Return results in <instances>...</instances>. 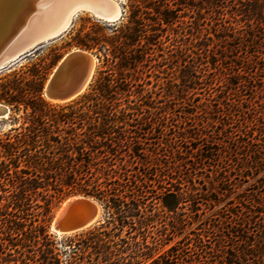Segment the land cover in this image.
<instances>
[{"label": "rangeland", "instance_id": "1", "mask_svg": "<svg viewBox=\"0 0 264 264\" xmlns=\"http://www.w3.org/2000/svg\"><path fill=\"white\" fill-rule=\"evenodd\" d=\"M116 1L122 10L119 23L127 25L135 2L137 16L146 24L140 45L127 50L133 60L122 68L118 60L115 66H103L96 49L87 51L97 62L86 91L68 102L49 101L44 87L63 57L73 50H83L77 47L79 39L103 34L106 39L119 41V33L114 31L119 23H105L88 13H79L60 37L38 45L0 69V105L8 110L6 117H0V142L13 140L25 129L38 128L40 124L54 131L59 123V128L67 131L70 126L76 128L83 115L94 118V112L112 109L109 122L122 132L128 144L124 163L129 174L137 176L138 189L144 192L141 202L147 220L139 230L143 233L128 235L127 227L122 232L108 227L93 237L91 233L104 223L105 217L101 205L91 198L100 205L98 222L81 232L57 234L52 222L58 211L67 201L84 196L70 195L54 202L45 216L42 209L36 208L43 206L42 201L33 196L31 215L26 221L20 220L25 224L24 235L6 240L0 234L7 247L2 258L10 260H0V264H42L41 252L46 247L41 239L35 243L30 238L39 225L51 236L58 264H150L173 246L195 251L197 234L210 241L206 248L209 252L214 249V240H227L226 235L230 234L226 228L231 226L227 222L242 212L252 231L264 226V185L259 183L264 179V161L248 173L252 179L243 178L238 170V164L249 159L248 141L264 142L260 133L264 129V47L227 46L230 40L218 15L200 0ZM106 46L110 57V45ZM114 46L122 45L117 42ZM103 69L110 70L117 79L122 70L126 85L118 80L115 97L105 103H85L83 97L95 87ZM38 78L42 80L39 95L48 106L33 111L10 102L11 96H16V101L34 100L33 88ZM259 157L264 158V152ZM168 189L186 193L188 201L181 203L175 213L162 206L161 196ZM260 198L262 207L258 206L255 212L245 209L246 202H260ZM192 199L200 203L198 214L206 211V216L197 217L191 212ZM203 199L212 202L205 206ZM3 206L4 201L0 203V214ZM189 217L195 221L192 223ZM133 235L136 239L132 241L129 236ZM136 242L143 256H135ZM144 246L154 249L153 257H146L148 250ZM213 251L211 255L217 258ZM193 253L196 252L190 253L187 262L195 260Z\"/></svg>", "mask_w": 264, "mask_h": 264}, {"label": "trees", "instance_id": "2", "mask_svg": "<svg viewBox=\"0 0 264 264\" xmlns=\"http://www.w3.org/2000/svg\"><path fill=\"white\" fill-rule=\"evenodd\" d=\"M200 3H204L208 9H212L218 15L217 20L223 24L225 36L230 40L226 43L227 46L264 47V0H200ZM132 6L135 8L127 25L119 23L120 21L116 22L119 24L114 31H118L119 41L106 39L103 34L92 38L86 35L78 40L77 47L86 51L96 49V57L103 66L107 64L115 66V60H118L119 68L125 67L124 65L130 59L133 60L129 57L127 50L130 48L133 50L139 46L147 31L146 24L137 16L138 5L134 2ZM117 42L122 46H114ZM106 45H110V57ZM118 74L121 78L117 79L110 70H101L95 87L83 97L85 103L94 102L97 105L105 103L104 101L111 97L114 98L117 81L121 80L120 83L126 85L122 70H119ZM41 81L40 79L35 83L33 88L34 100L16 101V96H11L10 102L21 103L20 105H24V108L29 107L33 111L41 106H48L39 95ZM111 111L112 109L107 108L103 113L94 112L96 115L94 118L91 115H83L80 119L81 123H78L76 128L70 126L71 128L67 131L60 129L59 123H56L54 131L40 124L38 128L25 129L24 134L14 136L13 140L8 138L5 142H0V157L3 159L0 161V203L5 202L3 214H0L1 236L4 235L8 238L6 240H9L13 235H24L22 229L25 224L20 220L26 221L31 215L30 203L33 196L42 201L43 206L37 205L36 208L42 209V216H45L50 212L54 202H59L70 195L90 197L101 205L104 211V223L94 228L91 233L93 237L100 236L102 229L108 227L117 232H122L123 228L127 227L128 235L135 231L143 233L139 230L147 220L141 202L144 192L138 189L140 186L137 185V176L129 174L130 170L124 163L128 144H125L126 139L122 132L116 131L114 125L110 124L111 119L108 114ZM72 123L69 122V124ZM263 130L260 129L262 135H264ZM262 149H264V142L260 140L253 142L252 139L248 141L249 159L238 164L240 165L238 170L243 178H253L252 175L250 176L253 169L259 167V163L264 161V158L259 157L264 152ZM222 182L227 184L228 180ZM259 183L263 186L264 179L259 180ZM185 196L186 193L180 189H168L161 196L162 206L167 212L175 213L181 203L188 201ZM261 199L260 202L249 200L246 202L248 206L240 203L248 212H255L258 206H263ZM203 201L206 203L205 206L212 202L208 199ZM192 203L194 206L191 212L194 215L206 216V211L198 214L199 202L192 199ZM8 209L23 214V217L12 214ZM191 218L193 217H189ZM191 220H193L192 223L195 221ZM247 221L242 212L235 215L232 221L227 222L231 225L226 228L230 234L226 235L227 240H214L217 258L211 255L214 249L211 248V251L206 252L210 241L203 240L204 235L197 234L195 251L187 247L189 251L186 252L173 246L165 253L166 255L158 256L150 264H182L183 262L187 264H264V226L256 228V224L253 223L256 228L254 232ZM136 225L140 227L136 228ZM209 228L210 224L206 229ZM45 230L44 226H37L30 238L35 243L41 239L43 246L46 247V251L41 252L42 264H58L51 248L53 245L51 236ZM129 238L133 241L136 235ZM4 241V238H0V260L2 263H9L10 260L2 258L7 248L4 247ZM125 243L128 245V242ZM135 244V256H143L140 245L137 242ZM144 247L148 250L146 257L148 259L153 257L154 249ZM192 252H196L193 253L196 258L187 262ZM6 256L10 257V254Z\"/></svg>", "mask_w": 264, "mask_h": 264}, {"label": "water", "instance_id": "3", "mask_svg": "<svg viewBox=\"0 0 264 264\" xmlns=\"http://www.w3.org/2000/svg\"><path fill=\"white\" fill-rule=\"evenodd\" d=\"M27 8V7H26ZM73 17L79 13L89 11L91 16L98 21L115 23L122 16L114 18V2L112 0H83L73 7ZM67 30L55 28L44 30L35 38L43 40L34 46H23L13 53L14 61L35 49L38 45L60 37ZM2 46H0L1 50ZM2 62V60H1ZM0 62V63H1ZM96 57L84 50L76 49L67 54L62 62L55 67L45 87L44 96L48 100L68 102L81 94V91L91 81L93 69L95 70ZM46 89V90H45ZM2 113H8L6 108H0ZM100 205L88 197H75V200L68 202L63 209L56 214L52 225L54 230L61 235H69L84 231L98 222L100 217Z\"/></svg>", "mask_w": 264, "mask_h": 264}, {"label": "bare ground", "instance_id": "4", "mask_svg": "<svg viewBox=\"0 0 264 264\" xmlns=\"http://www.w3.org/2000/svg\"><path fill=\"white\" fill-rule=\"evenodd\" d=\"M81 1L83 0H0V46H2L0 50V62L2 60L0 69L11 62L10 59L14 58L13 53L19 48L27 45L34 46L43 41L41 39L35 40L39 33L55 28L60 29V31L68 28L75 18L73 17L75 12L73 7ZM112 1L114 2V18L122 16L119 3L116 0ZM81 13L91 14L89 11ZM87 85H85L81 94L86 91ZM0 108L5 107L0 105ZM0 117H6V113H2ZM73 200L75 198L67 201L61 210L68 202ZM52 229L55 233L60 234L54 230V225H52Z\"/></svg>", "mask_w": 264, "mask_h": 264}]
</instances>
